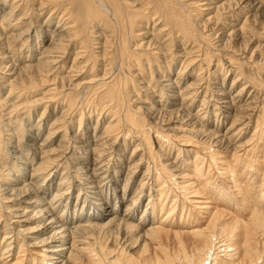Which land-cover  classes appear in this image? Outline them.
Returning a JSON list of instances; mask_svg holds the SVG:
<instances>
[{
    "label": "bare ground",
    "instance_id": "6f19581e",
    "mask_svg": "<svg viewBox=\"0 0 264 264\" xmlns=\"http://www.w3.org/2000/svg\"><path fill=\"white\" fill-rule=\"evenodd\" d=\"M23 1L20 0L25 3L24 7L18 8H24L22 17L31 14L27 10L32 8L40 19L47 14L42 21L48 25L54 17L58 20L49 32V43L39 47L36 63H31L29 59L33 55L28 52L25 56L30 58L20 56L29 61L18 67L24 79L14 82L16 78L13 77L0 81L3 90L0 94V131H5L4 140L7 141L0 142V200L10 201L14 198L12 195L19 200L18 203L0 202V264H264V83L254 79L262 72L261 67H253L256 62L249 64L254 77L241 81L243 70L237 67L239 62L233 57L216 53L219 56L211 63L215 52L224 51L225 39L221 46H216V51L207 48L213 44L210 38L216 37V31L225 28L218 20L224 3L229 0L217 5L213 0L188 3L139 0L137 10L141 9V12L132 9L128 0ZM241 2L225 3L228 9H234L229 15L237 17L243 10L246 13L250 5L244 3L241 6ZM257 2L258 7L264 9V0ZM189 3L196 5L195 15ZM17 7L11 6L6 12L2 10L0 39L8 36L9 40H19L18 49L28 50L25 35L31 23L23 25L21 16L10 19L11 11ZM144 12L148 14L144 16ZM209 13L212 16L203 19L201 32L200 22H197L201 18L198 17ZM209 20L213 24L206 27ZM249 20L246 16L241 23L231 24L229 38L244 44L247 34L253 31ZM149 21H152L150 31L145 29ZM135 23L142 26L134 30L138 34L132 35L131 28ZM92 25L106 29L103 37L100 31V35L95 36L101 37L100 43L92 38L91 44H99L101 48L99 55L93 52L95 57L102 58L108 47L113 49V45L121 43V54L125 53V60H131L137 72L128 75L141 74V68L143 65L149 68L151 59H159L156 63L162 72L173 60H178L183 70H189L188 76L193 77L192 80L177 87L178 80L164 78L162 74V79L156 81L160 85L158 95L153 93L155 85L150 87L151 103L145 100L144 106L127 105L125 110L131 88L125 89L123 67L104 60L106 63H100L101 74L100 71L94 73L93 63L85 70L83 78L86 80L76 85L70 82L76 87L87 84L81 90L75 94L61 92L62 83H54L59 74L56 69L61 70L65 56L73 53L66 70L69 74L65 76L70 81L80 77L78 73L89 64L86 52L90 44L84 37L82 39L83 30ZM122 32L131 37L142 36L126 47ZM40 42L43 39L38 44ZM143 52L150 57L146 59L147 63L143 61ZM11 55L15 54L0 52V61L10 59ZM260 59L264 63V57ZM223 62L228 66L225 67ZM48 72L51 77H44ZM229 72L233 77L228 90L212 85L222 84L217 79L222 75L226 77ZM35 77L39 79L38 86L49 83L48 87L39 89L38 97L27 96L26 92L34 88ZM224 77L220 79L222 82ZM260 77L264 79V71ZM150 80L151 76L144 85L141 83L142 89L148 87ZM204 87L200 107L191 114L187 109ZM96 92L101 93L97 95L104 99L102 104V100L94 95ZM136 96L129 99L136 101ZM156 96L159 97L156 99ZM210 99L214 102L209 106L211 111L203 110ZM38 103L42 104V109L36 123L23 128L26 130L24 140L28 142L38 140L42 124L38 121L47 109L62 107L48 123L39 145L33 146L32 156L27 158L28 151L22 149L25 153H20V144L24 141L12 135L22 126L18 120L29 119ZM143 108L150 111L151 125L156 124L162 114L171 116L179 112L183 124L178 131L182 134L170 136L175 140L179 138V143L186 147L177 146L175 156L161 153L162 149L170 150L171 137L154 128L157 148H152L149 136L152 126L143 130L146 117L139 115ZM103 113V123L98 127L97 120ZM93 114L96 120L92 132L85 130L87 125L80 130L82 117L88 120ZM212 118L215 127L223 124L226 118L229 122L225 123L224 130L206 128ZM252 119L253 129L242 140ZM73 121L80 133L71 129ZM205 141L207 143L202 144ZM55 142L60 144L59 149L51 152L54 150L49 148L50 144ZM129 142L136 143L119 188L123 164L117 155ZM24 145L31 146L25 142ZM183 153L187 156L181 159ZM9 155L14 161H7ZM15 161L30 167L26 181L11 172L14 168L25 170ZM141 164H144L142 172L128 198L127 187ZM60 169L55 189L51 191L53 177ZM10 172L12 176L5 177ZM257 180L258 184H255ZM73 187L77 193L71 209L68 198ZM145 190L148 198L141 209L140 197ZM137 247L144 250L143 259L133 256Z\"/></svg>",
    "mask_w": 264,
    "mask_h": 264
},
{
    "label": "rangeland",
    "instance_id": "374dc122",
    "mask_svg": "<svg viewBox=\"0 0 264 264\" xmlns=\"http://www.w3.org/2000/svg\"><path fill=\"white\" fill-rule=\"evenodd\" d=\"M133 1H134V3L136 2L135 3L136 5H133L134 4ZM154 1L158 2V0H154ZM182 1L188 3L189 1L191 2V1H194V0H186V1L185 0H182ZM213 1H215V5H217L219 3H223V1H226V0H213ZM14 2H13V0H0V16L3 14V11L6 12V11L9 10V8L11 6L17 5V6H19V7H17V10H16V8H14L15 10L11 11V13H10V16L11 17H10V19L13 18V17H15V18L16 17H20L21 14H22V11L24 10V8L22 10H20L18 8H21L23 6V4L25 5V3H21L20 0H16L15 3ZM35 2H36V0H35ZM140 2L141 1H139V0H128V5L132 9H135L136 11L141 12V9L137 10V5H140ZM233 2H234V0H229L228 2H225V3L226 4L229 3V5H232ZM239 2H240V0H239ZM200 3H203V2H200ZM225 3H224V9L220 11V14L221 15L219 17L220 19L218 20V21H220V23L223 24V26H225V28L223 30L216 31V37H213L212 38L210 36L211 37L210 38V41L212 40L211 43H213V44L210 45L211 47L209 46L207 48H209L212 51H216V50H214L215 48H217L216 46L217 45L221 46V44L223 43V41L225 39L226 46H225L224 51L215 52V56L213 55V57L211 59V63L215 62V60L212 61L214 58H218L219 54H216V53H226V56H231L234 59H236L237 62L240 63V65H239V63L237 64V67H239L240 69L243 70V73H242L243 80H241V81H244V79H246L248 77H251V76L254 77L253 70L251 68H249V64L252 65V64H254V62H256V64H254L253 67H256V66L257 67H261V68H259V70H261L262 72L264 71V63L261 62L262 61L261 59L258 60V58L264 57V46H257L259 44H264V9L263 8H260V6L258 7L259 4H258L257 0H242V2L240 4L241 6L244 5V3H245V4H249L250 7L247 9L246 13H245V10H243V11H241V13H237V17H233V16H231L229 14H232L234 9H232V8H229L228 9V7H227V5ZM27 4H28V2H27ZM189 4H191L190 5L191 6L190 9L193 10L192 13H194V15H195L197 13V11H196L197 10L196 9V5L194 3H189ZM197 5L199 7L202 6V5H199V4H197ZM30 7H31V5H30ZM30 9H31L30 11H29V9L27 10V13L30 12L31 14L28 13L25 17H22L21 16L22 22H25V23H23V25H25L28 22L31 23V26L28 29V31H26V35H25L27 37L26 44L29 46L28 50L26 48H24V47L21 48V50L18 49V47L20 45L19 40L18 41L13 40V39L9 40V38H7L8 36L6 38H2V40L0 39V52L2 54H5L6 53L8 55H10L12 52H13V54H15V55H11L10 56L11 57L10 59L7 57V58H4L5 60L3 59L4 61H0V63H1V65H0V81H4V80H6V78L12 79L13 77L16 78V79H14V82H17L16 80H20V78L24 79V77H22L19 74L20 69L18 70V67H21L22 65H24L25 62L26 63L29 62V61L27 62L26 59H24V57L25 58H30L28 56L26 57L25 54H27V52H28V54L33 55V56H31V58L29 60L31 61V63H36L37 62V59L36 58L38 56V51L41 50V48L39 49V47L42 46V45H44L43 47H45L49 43V41H50L49 32H52L53 31V29L55 28L54 26H55L56 20H58V19L56 17H54L53 20H51L49 22V25H48V23H45V22L42 21L43 19H46L47 14L44 15L43 17H41V19H40V17L38 18L36 15H34L35 14L34 9H32V8H30ZM226 9H227V11H226ZM262 9H263V11H262ZM147 14H148V12H144V16L147 15ZM32 16H33L32 20L29 21ZM208 16H212V15L210 13L209 14H200L199 17H198L199 19L201 18L200 20H197L198 23L200 22L198 27H200V31L201 32H202V30H201L202 24H204V20ZM246 16H247V19H251L248 22L251 23V28H253V31H251L250 34H247V37H248L247 40L244 42V44H241L240 45V41L239 40H237V41L232 40V39H230L231 36H228L227 34L232 29V25L231 24H235V23H238L239 24V23H241L242 22V19H244ZM143 17H141L140 19L143 20L144 19ZM150 20H152V19H150ZM36 21H38V22H36ZM211 21L209 20L208 23L205 24V26L206 27L207 26H209V27L212 26L213 21L212 22ZM222 21L225 22V23H223ZM12 22H13V20H12ZM149 22L150 23H148L147 28H145V29L150 31V29L152 28V21H149ZM250 23H248V24H250ZM140 26H142V24L139 25L138 23L137 24L135 23L133 25V27L131 28V34L132 35L133 34H138V33H134V30L140 28ZM248 27H250V26H248ZM104 29L105 28H103L102 26L92 25V26H90V29L88 27V28H85L83 30L82 39L84 37L85 40H86V42L88 44H90L89 46L87 45V52H86V57H88L89 64L87 65V67H85V69H83V71L81 73H78V75L80 74V77L77 80L70 81L65 76L66 74H69V73L66 72V70L68 69L69 65L71 64V60H72V57H73V53H69L68 55L65 56V59L63 60V67H62L61 70L59 68L56 69V72H58L59 74L57 76L58 78L55 80L54 83L56 85H58V84L60 85L62 83L63 86L60 89L61 92H68V93L75 94L76 92H78L79 90H81L87 84L81 83L77 87L75 85L78 82H82V81L86 80V78H83V76H86L85 75L86 74L85 70L87 68H89V66H91V64L95 63V69H94L95 72L94 73H98L102 69V68H100V63H106L105 61H112L114 64H121V66L123 67V73L125 74V82H126L125 89L128 90V89L131 88L130 89L131 90V93L128 90L127 100H125L126 103H127L126 104V107H125V110H126V108H128V106L129 107H132L133 105H142V106H144L143 104H145V103H143V102H146V101H147L146 103H151V100H150L151 99L150 98L151 92H149L150 91V87H152V86L155 85L154 86L155 92H153V93H155V95H158V92H159L158 90L160 88V85L156 81L161 80L163 76H164V78L178 80L177 87L178 86L179 87H182V86H184L186 84V82H189V81L192 80L193 77L188 76L189 70H187V71L183 70L184 67H182L179 64L180 62L178 60H176V61L173 60L169 65H167V68L165 67V71L162 72V68H160V67L158 68V63H156L157 60H152L151 59L148 62L149 63V68H147V67L145 68L144 65H143L144 68L143 67L141 68V69H143V71H142L141 74H138L139 76L138 75L132 76L133 74L132 75H128V73H130V72H133L134 73L136 69H135V66L132 64V62H130L131 60L130 61L128 59L125 60V53H123V55L121 54V52L119 50V46H121V43H118V41H117L118 45L115 43L116 45H113V47H114L113 49L111 47H108L107 48V50H108V51L106 50L107 51V54H106L107 56L105 55L102 58H99L101 56H99L98 58L95 57V53L98 54V55L100 54V52H98V51H100L101 48L98 47V46H100L99 44H97V45L96 44L95 45L94 44H91V41L93 39H96V41H99V43H100V41H102L100 39L101 37L100 38H98V37L96 38L95 36H97V35L99 36L100 35L99 34V31L101 33L100 36H102L106 32V29L105 30ZM124 32H125V29H124ZM203 32H204V30H203ZM131 34L127 33V34H124L125 36L123 35L125 37V39H124L123 42H124V44L127 45L126 47H128L130 44L134 43V40L136 41L137 38H141V36H142V35H136L135 37L134 36L131 37ZM205 34H206V32H205ZM145 36H143V37H145ZM42 39H43V42H40V44H38V42L41 41ZM36 41H38V42H36ZM7 42H9V43H7ZM6 45H7V47H6ZM14 47H16L17 49H15ZM110 48H111V50H109ZM8 50H10L11 52L9 53ZM93 52H95V53H93ZM20 56H24V57L22 58ZM148 57H149V55L146 54L145 52H143L142 58H143V61L145 60L144 62L147 61L146 59ZM246 58H247V61H246ZM7 59H8V62H7ZM157 62H159V59H158ZM3 65L5 66L4 69L2 68V67H4ZM223 65L225 67L228 66L226 62H223ZM162 66H164V65H162ZM189 67H191V66H188V68ZM209 72H210V70H209ZM262 72L259 75H257V77L255 75V78L254 79L256 81L257 80L259 81L261 79L262 83H264V79H262L260 77L261 74H262ZM49 73H51V72H48L47 74H44V77H47V78L48 77H51V75ZM135 73H137V72H135ZM99 74H101V71L99 72ZM162 74H163V76H162ZM150 76H151V80H150V83H149L148 87L142 89V87H141L142 84L144 85V82L148 81L149 78H150ZM59 77H62V78H59ZM222 77H224V75H222L220 77V79H222ZM232 77H233V74L229 72L226 75V77H224L223 82L220 79H217V82L218 83H222V84H212V85L213 86L215 85L218 88L221 87L222 90H228L229 87H230V82H231ZM139 79H140V81H138ZM36 80H38V81H36ZM34 81H35L34 88L32 90L26 92V95L27 96H35V97H38L39 95H36V94H38L40 92L41 88L48 87V84H49V83L43 84L42 87H41V86H38L39 79L37 77L34 78ZM70 82H71V84H75V85H71ZM138 82H139V84H138ZM52 83H53V81H52ZM0 86H1V82H0ZM35 86H37V87H35ZM35 88H36V90H35ZM204 91H205V87L201 90L200 93L197 94V96H196L195 101L193 102V104L190 107H188L187 111H190L191 114L194 113V111H196L198 109V107H200L201 98L203 96ZM2 92H3V90L0 87V94L1 95H2ZM97 94H98L97 92L94 93L95 96ZM100 94L101 93L99 92L98 95H100ZM164 94H165V91H164ZM213 94L214 93H212V95ZM134 95L135 96L138 95V96H136L137 97L136 98V101L135 100L134 101H131V99L134 98ZM158 97L159 96H156L155 98L157 99ZM98 98H100V101L102 100L100 102L102 104V102L104 101V99H101L100 96H98ZM129 98H131V99H129ZM207 98H209V96ZM139 102H142V103H139ZM211 103H214V102L210 99L208 101V103H205V105H207V106L203 110H205V109L206 110H208V109L210 110L209 106H210ZM101 104H99V106ZM61 107H62L61 105H58L54 109H51V110L47 109V112L43 115V117L41 119H39L38 123H42V124H41V127H40V134H39V137L37 138L38 139L37 141L36 140H32V139H31L30 142L25 141L24 140V135H25L26 130H23V128L26 127V126H28L27 124L34 125L36 123V120L38 119V116L40 114V110L42 109V104H39L38 103V104H36L33 107L32 111L30 112L29 119L24 118V119H19L18 120V121H21V122H19V124H20V126L21 125L22 126L19 128L17 134L15 133L12 136H15L16 135L19 138V140H23L26 144L28 143L29 145H31V146L24 145V142H23L22 145L20 144V146H21L20 147V150L24 149L25 152L28 151L27 154L25 155V157L28 158V157L32 156V154L34 152V149H32L33 146L34 147H37L39 145V142L41 141V139L44 138V136L46 134V130L48 128V123L51 121V119H53V117L55 115H58L59 114V112L61 110ZM140 111H141V113H139V115H144L145 114L144 117H146L145 120H143L144 121V124H146L145 127H144V129H143V130H145L147 126L151 125L150 122H152V120L148 116V113H150V111L149 110H146L144 108H143V111L142 110H140ZM178 113L177 114L176 113L171 114V116H170L169 113L162 114V115H160L159 119L157 120V123L151 125L152 126V129L150 130L149 136H150V141H151L152 148H155V149L157 148V145H156L157 141H156V138H155L154 133H153L154 128H157L160 132H163V133L168 134V136H170V135L173 136L174 134L175 135L182 134V132L178 131V127H179V130H180V126H181V124H183L182 121H181V119H180V113L179 114ZM104 114L105 113H103L102 115H100L99 116V119L97 120V123H98L97 126L98 127H100V125H102V123H103V120H104L103 115ZM77 117L78 116L75 117V121H76V118ZM43 120H44V122H43ZM95 120H96V115H94V114L92 116H90V118L88 120L87 119H84L82 117V119H81V125L79 127L80 130L85 129L86 128V125H87L89 127L87 129H85V130L86 131L89 130V132L91 133L92 132V127H93V125L95 123ZM170 120H172V121H170ZM228 122L229 121L226 118V120H225V122L223 124H220L219 123V127H215L214 125L212 126V124H214L213 123V118H212L211 124L205 125V127L206 128L209 127L210 129H216V130H218V129L219 130L220 129L221 130H224V125H225V123L228 124ZM85 123H87V124H85ZM253 126H254V119H252L249 122V124L247 126V129H246V133L247 132L250 133L251 132V129H253ZM5 127H8V126H5ZM169 128H174V129H169ZM71 129L74 132L78 130V126H77L76 123H74V121L71 124ZM1 130H2V128H1ZM80 130H78L77 133H80ZM172 130H176V131H172ZM4 132L5 131H0V142L2 144H3V142H7L6 140H4V138H6V135L3 134ZM248 136H249L248 133H247V135L244 134L242 140H245ZM170 137H167L169 139V141H170ZM173 138L174 137H171V142H170L171 145H169V146H171L170 147V150L162 149V152H161V153L165 152L167 154V156H169V157L170 156H175L176 152H175L174 149L177 148V146L178 147H181V148L186 147L185 145H182L181 143H179V140H178L179 138H176V140L173 139ZM199 142H201V141H199ZM20 143H22V142L20 141ZM134 143H136V142H131V143L129 142L126 145L124 151H122V152L119 151L118 152L117 157H120L121 164H123L122 165V169H121V179L119 180L120 181L119 182V188H121V186H122V183H123V180H124V173L126 172V163L128 162V157L131 154V150H132V147H133ZM204 143H207V142L205 141L202 144H204ZM50 145H52V146H50L49 148L52 147L51 149L54 150V151H51V152H55V150L57 151L59 149V146H60V144L57 145V142L51 143ZM54 146H56L55 147L56 149H54ZM208 146L209 147H212L211 145H208ZM2 147L3 146H1V148ZM187 148H191V147L190 146H187ZM25 152L22 150L20 153L24 154ZM186 156H187V153L181 154V159L185 158ZM162 159H164V158H162ZM9 160H13V158L10 157V155L7 156V161H9ZM14 163L16 165L17 164L20 165V167L22 166L25 170H22V169L21 170H17V169L15 170V168H14L11 172L13 173V175L15 174L16 176H20L21 179L23 178L22 179L23 181H26L27 180L26 177H28L29 174H30V172L27 171V170H29L30 167L27 164H23L22 162L20 163V161L19 162L15 161ZM143 166H144V164L141 166V168L139 169V171L136 173L135 177L133 178V181L129 182V186L127 187L128 198L131 196V194L134 191V188L136 187L137 179H139V176H140V174L142 172L141 170L143 169ZM11 172L9 174L5 175V177H11L12 176L11 175L12 174ZM60 172H61V169L58 171L57 175H55V177H53V184H52L53 187L50 189L51 191L55 189L56 182L58 181V178L60 176ZM255 184H258V180H257V182ZM120 192L121 191H119V193ZM76 193H77L76 187L70 188V190H69V196L70 197L68 198V201H69V204H71V209H72V204H73L74 200L76 199ZM49 195H47V196L49 197ZM12 196H10V197L13 198L14 200L10 198L11 199V200L9 199L10 201L0 200V202L3 201V202H1L3 204H7L9 202L10 203H18L19 200L18 199H15V196L14 195H12ZM147 198H148V196H147V190H145L144 195L140 197V199H141L140 200V202H141V209L144 207V204L146 203ZM139 212H140V210H139ZM143 251L140 250L139 247H137L135 249V251H133V253H134L133 256H136V257L139 256L140 258L143 259L145 257V255H146L145 253H143Z\"/></svg>",
    "mask_w": 264,
    "mask_h": 264
}]
</instances>
